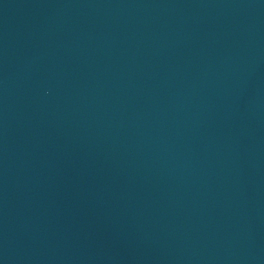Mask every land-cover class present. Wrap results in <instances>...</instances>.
I'll return each instance as SVG.
<instances>
[{
	"label": "water",
	"instance_id": "1",
	"mask_svg": "<svg viewBox=\"0 0 264 264\" xmlns=\"http://www.w3.org/2000/svg\"><path fill=\"white\" fill-rule=\"evenodd\" d=\"M0 264H98L0 134Z\"/></svg>",
	"mask_w": 264,
	"mask_h": 264
}]
</instances>
